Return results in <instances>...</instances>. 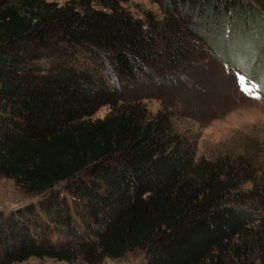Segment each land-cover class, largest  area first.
I'll return each mask as SVG.
<instances>
[{
	"label": "trees",
	"instance_id": "obj_1",
	"mask_svg": "<svg viewBox=\"0 0 264 264\" xmlns=\"http://www.w3.org/2000/svg\"><path fill=\"white\" fill-rule=\"evenodd\" d=\"M152 1L161 19L130 0H0V175L40 197L0 211V264H100L137 249L145 264H264L256 154L197 158L171 110L124 101L109 82L185 70L197 41L264 94V11Z\"/></svg>",
	"mask_w": 264,
	"mask_h": 264
},
{
	"label": "rangeland",
	"instance_id": "obj_2",
	"mask_svg": "<svg viewBox=\"0 0 264 264\" xmlns=\"http://www.w3.org/2000/svg\"><path fill=\"white\" fill-rule=\"evenodd\" d=\"M48 1L62 5L68 0ZM256 1L264 11V0ZM127 7L137 16L151 11L163 17L161 7L152 0H130ZM109 82L119 85L124 101H140L153 113L163 108L171 110L174 128L196 143L197 158L244 152L256 154L257 163L264 165V94L245 73L215 57L208 45L195 42L192 63L185 70L160 63L143 70L136 81L114 77ZM109 112L110 107H101L92 118H103ZM39 199L0 175L1 212L37 204ZM145 263V251L137 249L121 258H106L100 264ZM24 264L70 263L32 257ZM74 264L88 263L77 260Z\"/></svg>",
	"mask_w": 264,
	"mask_h": 264
},
{
	"label": "snow or ice",
	"instance_id": "obj_3",
	"mask_svg": "<svg viewBox=\"0 0 264 264\" xmlns=\"http://www.w3.org/2000/svg\"><path fill=\"white\" fill-rule=\"evenodd\" d=\"M256 98H258V97H256Z\"/></svg>",
	"mask_w": 264,
	"mask_h": 264
}]
</instances>
